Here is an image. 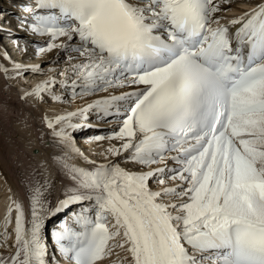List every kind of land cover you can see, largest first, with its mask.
Instances as JSON below:
<instances>
[{
    "label": "snow or ice",
    "instance_id": "1",
    "mask_svg": "<svg viewBox=\"0 0 264 264\" xmlns=\"http://www.w3.org/2000/svg\"><path fill=\"white\" fill-rule=\"evenodd\" d=\"M229 2L36 0L39 12L25 9L33 11L31 30L50 37L41 52L67 47L55 43L60 37L78 38L74 51L84 59L71 66L74 93L135 86L88 105L105 116L123 113L110 137L121 143L107 151L163 166L87 170L65 161L77 187L55 207L35 188L27 228L13 201L17 251L0 264H49L45 219L85 200L94 208L73 213L78 230L62 224L54 233L70 264H99L114 248L128 253V264H264V3L223 25L215 14ZM85 111L47 121L67 122L55 135L73 151L66 129ZM169 159L179 167L169 169ZM166 179L179 183L165 186ZM151 180L162 187L152 189Z\"/></svg>",
    "mask_w": 264,
    "mask_h": 264
},
{
    "label": "bare ground",
    "instance_id": "2",
    "mask_svg": "<svg viewBox=\"0 0 264 264\" xmlns=\"http://www.w3.org/2000/svg\"><path fill=\"white\" fill-rule=\"evenodd\" d=\"M261 1L262 0H230L229 3L221 4V9L226 8L231 10L234 8L236 9V6L251 5L260 3ZM1 9L6 10L1 11ZM5 12H8L5 18L8 20L9 24V18L12 17V12L18 14L17 10L0 2V13ZM15 17L17 18L19 16L16 15ZM15 39L17 41H14ZM49 41V36L30 39L24 32L12 31L11 28H0V182L2 186H4V191L0 193V230L3 232L8 222H11L9 226H13V233L10 234L13 240H15L16 236V223L13 225V222L16 221V217L6 223V209L4 205L6 206L10 201L9 206H13L14 208L12 201V199H14V201L18 202L23 208L24 220L27 219L30 222L31 196L35 188H41L43 199L48 202V207H50L52 204L64 198L69 189L77 187V182L72 179L69 168L64 166L65 161L68 162L69 166L75 164L78 168L92 170L88 164L82 163V161L88 162L94 161V159H89L83 150H89V148L93 150L94 147L92 145H97V148L101 146L111 148L114 143L120 142L117 139H110L112 134L119 129L117 125L119 121L111 120L100 122L109 116L99 114L94 110L95 108H91L88 114L85 111L78 116H73L70 122L76 125V123L79 122L76 121V119L86 117L87 120L88 115V117L93 118L94 121L98 120L101 125H109L111 128L107 129L108 131L105 132V134L97 133L92 128L77 131V129H81L82 126L79 128L76 127L75 129H66L67 133L73 138L75 147L79 149V151H73L66 143L62 142L59 136L55 135V132L64 127L67 122L62 121L61 123L54 124L53 128L48 127V120L55 121L56 117L72 113V110L75 108L73 107L70 110L64 109L66 105H69L66 93L73 89L70 84L76 77L74 76V78H71L67 89L63 87L60 81H57L58 77L53 74L58 72L62 74L65 70L71 69L72 65L84 59L78 52L74 51L78 43L75 40L69 41L66 37H60L55 43H64L67 47L53 48L50 51L41 52L40 49L46 48ZM5 69H7V71H5ZM50 80L57 82L56 85H58L57 87L64 96L59 94L55 95L54 92L49 89L41 93L39 97L34 94L28 95L34 93L37 85ZM120 89L121 88H109L107 91H98L94 97L88 100L84 99L81 104L84 105L87 103L90 105L95 100L100 99V97L103 98L109 93H118ZM49 100H52L53 104H51L52 102L49 103ZM75 101V104L80 105L78 104V99ZM61 102L67 104L61 106V104H59ZM78 108L80 107H76L75 109L78 110ZM83 108L85 107L83 106ZM2 110L7 113H12L14 117L13 120L5 119ZM83 131L86 133L90 132V135L88 134L87 137L89 141L85 139L86 136H84L85 141L77 142L76 138L80 139V137L84 135ZM97 136H102L104 139H94ZM91 142L94 144H91ZM85 143L90 144L84 146L83 144ZM35 151H38L39 155H35ZM101 153L102 155L99 156ZM106 153H108V155L104 157L102 151L97 154L102 160H95L96 164L100 166L113 161L119 164L122 162L123 164L120 166L124 168H126V164H131V162L125 159L127 157V152L122 153L119 157L109 152ZM87 154L89 155V153ZM131 166L133 168H138L140 165L132 163ZM168 168L173 169L176 167L171 165L168 166ZM153 183H155V180L150 181L151 187L154 190H158L162 187L157 183L154 187L152 186ZM177 183H179L178 180L172 181L166 179L165 186H175ZM3 200L8 201L4 204ZM4 247L6 248L8 246ZM10 249L12 248L8 247V250ZM124 252H126L124 249H120L121 256ZM11 253H0V258L9 257ZM125 261L128 263V259H125Z\"/></svg>",
    "mask_w": 264,
    "mask_h": 264
},
{
    "label": "rangeland",
    "instance_id": "3",
    "mask_svg": "<svg viewBox=\"0 0 264 264\" xmlns=\"http://www.w3.org/2000/svg\"><path fill=\"white\" fill-rule=\"evenodd\" d=\"M240 7H242V6H240ZM237 8V7H236ZM4 10H6V9H1V11H4ZM5 14V16H7V14H8V12H5L4 13ZM17 14H15L14 12H12V17H15ZM17 18H19V17H17ZM9 45V44H8ZM68 70V69H67ZM67 70H65L64 71V73H63V75L60 73V72H58V73H55V74H53L54 76H57L58 78H57V81H60V83L63 85V87H68V85L70 84L69 82H70V80H71V78H74V76H75V74L73 73V72H71L70 70L71 69H69L68 70V72H67ZM56 81L52 84V85H50L49 86V90H52L53 92H54V94L55 95H63L64 96V94L62 93V92H60V90H59V88L57 87L58 85H56ZM69 83V84H68ZM67 85V86H66ZM71 85V87H72V84H70ZM113 89H117V88H113ZM71 91V90H70ZM56 92V93H55ZM98 92V91H97ZM97 92H94V93H91V94H88V95H80L79 93H74L73 95H69L68 94V92L66 93V95H67V97H68V100H69V102H68V104L69 105H66V107L64 108V109H68V110H70L71 108H73V107H80V108H78V110H80L81 108H83V106H86V105H88L87 103L86 104H84V105H82L81 103L84 101V99L85 100H88L89 98H91V97H94V95H96L97 94ZM62 96V97H63ZM101 98V97H100ZM78 99V104H80V105H82V106H80V105H77V104H75L76 103V101L75 100H77ZM52 102V100H49V103H51ZM51 104H53V102L51 103ZM56 104V103H55ZM59 104H61V106H64L65 104H67V103H59ZM56 105H58V104H56ZM73 109L72 111L73 112H78V110H76V109ZM84 109V108H83ZM90 109L91 108H88V106H87V111H86V113L88 114L89 112L88 111H90ZM3 111V117L5 118V119H7V120H13V115H12V113H7V112H5L4 110H2ZM72 112V113H73ZM81 114V113H80ZM79 115V114H78ZM78 115H76V116H78ZM76 121H78V119H76ZM93 120V118H89L88 117V115H87V121H85V122H87V123H90V125H92V127H85V128H83V129H90V128H92L95 132H97V133H102V134H105V132H107L108 130L107 129H110L111 128V126H104V125H101V123H100V125H98L97 124V122L96 121H94ZM96 122V123H95ZM82 131V128L80 129L79 128V130L77 129V131ZM119 129H117L115 132H117ZM84 132V131H83ZM88 134L90 135V132H84V135H82L81 137H80V139L79 138H76L77 139V142H83V141H85V139H87L88 140ZM97 135H99V134H97ZM84 136H86V138L84 137ZM85 138V139H84ZM89 141V140H88ZM121 143V141L120 142H116V143H114L113 144V146L112 147H118L119 146V144ZM90 143H85V144H83L84 146H86V145H89ZM91 144H94L93 142H91ZM100 144V143H99ZM115 145H118V146H115ZM82 146V145H81ZM93 147H94V149H95V151H94V149L92 150V149H90L89 148V150L87 149H85V150H83V152H85V154H86V156L87 157H89V159H94V161L96 160V161H99V160H102V159H100V155H102V153L101 154H99V156L97 155L98 153H100L101 151L103 152V157L104 156H106V155H108V153H106V152H108L107 150L109 149V148H107V146H101V147H99V148H97L98 146L97 145H92ZM97 148V149H96ZM101 148H102V150H101ZM98 149H100V150H98ZM106 149V150H105ZM99 151V152H98ZM93 152V153H92ZM97 152V153H96ZM105 152V153H104ZM36 153V154H35ZM87 153H89V155L87 154ZM34 154L35 155H39L38 154V151H35L34 152ZM102 157V156H101ZM119 157V156H118ZM114 162V161H113ZM121 164L120 165H122L123 163L122 162H120ZM132 164V163H131ZM131 164H126L125 165V167H129V166H131ZM131 169H134L132 166L130 167ZM136 168V167H135ZM129 171H131V170H129ZM156 184V182L155 183H153V185H155ZM169 186H171V185H169ZM4 189V186H2V183L0 182V193L2 192V191H4L3 190ZM177 202H179V201H177ZM11 223V222H10ZM10 223L8 222V225H10ZM9 240H11L10 241V246H11V242H12V240H13V237L10 235V237H9ZM5 244H7V242L5 241L4 243H2V245L1 246H6ZM121 249V248H120ZM120 249H118V250H116L117 252H118V254H119V256H121L120 255ZM8 250V247H6V250L5 251H0V253H2V254H5V253H11V252H9V251H7ZM116 251H115V253H116ZM70 264V262H68V260L67 259H61L60 261H56V264Z\"/></svg>",
    "mask_w": 264,
    "mask_h": 264
}]
</instances>
